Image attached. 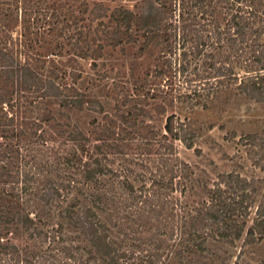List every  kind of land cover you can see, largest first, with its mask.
<instances>
[{
  "label": "trees",
  "instance_id": "trees-1",
  "mask_svg": "<svg viewBox=\"0 0 264 264\" xmlns=\"http://www.w3.org/2000/svg\"><path fill=\"white\" fill-rule=\"evenodd\" d=\"M145 1L100 20L94 42L59 16L74 20L84 1L0 0V264H264V197L248 224L255 181L195 176L177 141L192 147L196 130L168 111L264 103V0ZM121 41L138 45L129 77L140 83L111 88L108 112L75 86V64ZM150 103L162 128L146 118ZM62 108L105 112L82 127ZM243 137L264 150L263 135ZM197 187L204 196L185 201Z\"/></svg>",
  "mask_w": 264,
  "mask_h": 264
},
{
  "label": "rangeland",
  "instance_id": "rangeland-1",
  "mask_svg": "<svg viewBox=\"0 0 264 264\" xmlns=\"http://www.w3.org/2000/svg\"><path fill=\"white\" fill-rule=\"evenodd\" d=\"M64 1L74 6L79 5L81 1L87 4L86 10L75 18L78 21L70 19L69 13L63 12L65 9L59 16L62 20L71 22V24H75V22L84 24L86 33L83 36H88L94 42L100 40L98 34L102 35V33L95 31L93 28L96 25L98 27L105 26L98 23L100 20L109 23V20L113 19L111 14L115 12V9L126 7L134 12H140L146 6L145 0ZM97 5L100 7H97ZM94 7L97 8L94 10ZM79 8L82 9L84 6ZM111 24L115 23L112 21ZM64 29L65 32L73 31L71 25ZM137 47V43L132 44L130 41H121L116 46L106 45L103 55L98 58H78L79 63L75 65L80 69L82 75L74 82L75 86L80 90L93 93L102 102L105 111L113 112L117 103L116 99L108 95L110 89H114L116 85L120 88L125 86L131 92L134 88V82L138 81L137 84L140 83L139 79L132 80L129 77V66ZM67 48L68 46L65 45L63 50ZM156 55L157 50L152 52L150 57H148V54L142 53L139 61L145 63L143 66L138 65L139 70L153 68ZM66 80L71 81L70 78ZM119 98L122 99L120 95ZM50 105L55 111L59 108L57 103L53 102ZM121 108L127 109V106L122 105ZM147 108L150 117L146 116V118L154 122L158 128H162L165 115L155 111L154 103H150ZM63 110L69 112L70 116L58 114V118L71 123L76 122L82 127H87L88 121L94 116L100 119L105 112L87 109L79 111L67 108ZM171 110L175 111L181 118H190L191 126L196 130L195 142L192 147H186L183 143L177 141L180 158L191 165L195 176L206 177L211 184L219 173L237 170L242 176L255 181L257 187L256 201L248 218V224H251L255 216V206L264 197V150L252 144L243 143V136L248 133L264 136V103L232 97L228 103H218L211 108L196 106L187 109L180 105H174L168 107V111ZM203 196V189L197 187L196 191L187 192L184 200L192 203ZM11 239L16 242L20 240L17 235L13 234H11ZM241 243L242 239L237 241L238 247ZM248 246L250 247V245Z\"/></svg>",
  "mask_w": 264,
  "mask_h": 264
}]
</instances>
